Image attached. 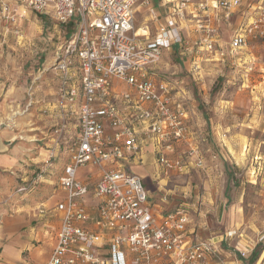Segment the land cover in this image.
I'll use <instances>...</instances> for the list:
<instances>
[{
  "label": "built area",
  "instance_id": "1",
  "mask_svg": "<svg viewBox=\"0 0 264 264\" xmlns=\"http://www.w3.org/2000/svg\"><path fill=\"white\" fill-rule=\"evenodd\" d=\"M16 1L52 17L59 41L52 67L56 99L43 107L55 119L46 163L62 151L68 159L55 206L37 205L41 217L59 222L50 257L39 264H211L213 258L225 264L218 243L190 234V208L154 209L142 177L128 168L146 139L156 144L166 175L205 168L184 78L162 76L155 67L166 49L224 57L253 41L264 42V0H249L248 17L235 29L227 50L220 23L231 21L245 0H167L170 14L147 39L135 27L138 0ZM148 8L156 19L155 9ZM0 9L16 23L9 0H0ZM16 27L14 34L23 41L24 32ZM191 66L194 80H202L201 60L191 58ZM182 144L185 150L170 157L169 150ZM86 164L99 171L80 180L78 168ZM44 171L38 178L45 177ZM236 249L240 258L250 252Z\"/></svg>",
  "mask_w": 264,
  "mask_h": 264
},
{
  "label": "rangeland",
  "instance_id": "2",
  "mask_svg": "<svg viewBox=\"0 0 264 264\" xmlns=\"http://www.w3.org/2000/svg\"><path fill=\"white\" fill-rule=\"evenodd\" d=\"M9 1L11 10L17 17L16 23L10 22L11 20L1 15L0 9V102L4 101L0 104V109L3 110L0 115L7 111L15 120L19 111L10 105L14 100L9 99L13 98L17 90H27L30 87L39 95L41 106L38 112L40 120H43L41 123L44 124V100L54 98L52 65L59 42L53 30L56 22L52 17L36 12L25 2ZM153 1L156 4L160 0ZM142 2L143 0H138L136 4V28L154 22L149 19L151 17L146 21L151 13L146 9L148 6L141 5ZM248 8L249 4L244 7ZM17 25L24 32L23 41L14 34ZM240 25L238 23L233 28ZM61 27L58 26V29ZM222 28L220 27L221 44L225 46ZM263 45L261 41H253L248 48L241 49L234 55L227 51L224 57L199 51L202 66L198 71H201L200 75L203 77L197 82L193 78L194 69L187 55L164 50L160 63L155 67L156 71L172 78L184 76L183 85L188 94L191 92L186 106L190 110L197 107L201 122L198 124L194 115L193 126H202V134L207 137V143H200L199 146L204 150L206 165L205 168L192 170L190 173L184 172L187 174L173 173L172 177L162 180L163 175L158 179L153 178L155 163L151 162L152 165L143 162L145 167L141 165L138 168L131 163L138 175L148 172L149 175L143 176L142 182L145 190L154 191V209L159 211L162 208L163 198L171 203V209L174 210L186 199L185 190H191L189 199L198 190H202L215 200H226V214L228 216V210L231 211V224L233 222V227L236 228L232 233L234 237H240L239 231L244 229L250 236L260 237V242L264 240ZM31 70L33 72L30 75ZM13 77L15 82H12ZM24 80L25 88L21 86ZM52 125V122L47 123L42 131L44 133L38 129L40 136H33L38 145L33 149L35 159H29L24 170L16 173L8 171L5 177L0 178V264L42 263L50 256L56 242L57 218L41 217L37 209L42 201L48 202L51 207L57 203L59 176L68 159L67 153L62 151L57 159H52L51 164L46 163L50 156ZM194 129L198 128L192 127ZM22 138L27 140V137ZM181 146L184 151L186 144ZM169 156L173 157V154L170 153ZM26 157L30 158V155ZM155 159L158 170L162 171L157 157ZM132 168L129 165L128 169L132 171ZM43 169L45 177L40 179L38 175ZM98 171L97 166L86 164L78 168L77 175L80 180H89ZM28 184L30 186L27 190L19 191L20 186ZM164 193L168 196H164ZM200 194L202 195L201 192ZM238 212L242 215L241 220H237ZM226 227V222L220 224L222 230Z\"/></svg>",
  "mask_w": 264,
  "mask_h": 264
},
{
  "label": "crops",
  "instance_id": "3",
  "mask_svg": "<svg viewBox=\"0 0 264 264\" xmlns=\"http://www.w3.org/2000/svg\"><path fill=\"white\" fill-rule=\"evenodd\" d=\"M145 1H148L149 4H151V7L155 9V11L159 16L156 19H153L151 15L147 16L146 21H149L148 18L151 17L149 19L154 21L153 24L146 23V25L144 24L143 27L136 28V30L138 31V35L142 37V39L153 37L157 33V30L159 29L160 25L166 21L167 16L170 14V7L167 4V0H160L156 2L157 5L154 3L153 0H143L141 5L144 4L149 7V5L145 3ZM248 2L249 0L244 1L243 6L233 16L231 21L226 22L222 20L223 22H226V24H224L223 22L220 23V27L221 28L223 27L222 32L225 37V39H223V43L225 44L226 49L227 46H229V42L232 38V36L229 34H232V32L235 31V28L233 27L238 23L242 24L244 21H246L248 17L247 11L246 9H244V7L248 5ZM146 9H148L149 11V8ZM228 35L230 37H228ZM172 51L179 54L180 53L179 51L181 50L179 48H175ZM199 51L201 50L193 49L192 52L190 51V55H187L188 61L190 63H191L190 61L191 58H199V54H198ZM182 55H186V54H182ZM32 72L33 71L31 70L29 74L31 75ZM176 77L184 78L183 75H177ZM15 81H16L15 77H13L12 82ZM21 86L25 88V80L21 82ZM52 93L54 94V98L52 100L51 99L44 100L43 103L44 105L56 99L55 81L53 84ZM190 94H188L187 97L190 96ZM9 100L11 101L14 100V103L10 105L11 106L13 105L15 108L18 109L19 115L16 116L15 120H13L14 117H12L13 115L11 113L7 114V111L4 115H0V178L5 177L6 172L8 171L16 173L17 171L24 170L25 164L29 162V159H35L33 158V154H34L33 149L36 148L38 145L36 142L37 140H34L33 136L34 137L40 136L38 134L39 133L38 129H40V131L42 132L46 128L47 123L55 122L53 115L48 113L46 114V118H45L46 120H44L45 121L44 124L41 123V121L43 120H40L41 115H39L38 112L39 106H41L39 105L40 102L39 95L38 93L36 95L35 91H33V89H31L30 87H28L27 90L24 89L17 90L13 94V98ZM2 102H0V104ZM44 105L42 106V108L44 107ZM196 108L195 106L192 107V111L190 112L191 118L193 119L194 115H196L198 121L197 123L201 124L199 119L198 109L196 111ZM0 111L3 110L0 109ZM193 124H194V120L192 123V127L198 128L197 130L195 129L194 130L197 131V133L202 134L203 133L202 126L199 127L193 126ZM22 137H27V140L26 139L23 140L24 138ZM143 143L144 146L142 153L134 157V159L132 160L133 165L136 166L137 168L140 167L141 165H142L141 167H145L143 165V162H147L148 164L152 162L155 163L156 166V170L154 171L155 173L153 174L154 175L153 178L158 179L162 175L164 176L162 177V180L172 177V175H166L163 170L162 171H160V169L158 170V165L155 159L157 157L156 144L148 139L144 140ZM181 148L182 146L177 145L176 148H174L173 150H169L168 153L169 154L171 153L173 154V156H176L180 151H183ZM151 150H153V153L151 152ZM147 151H150V153H147ZM26 155H30V158H27ZM130 167L132 168L131 164ZM192 170L195 171L198 169H192ZM132 171L137 173L134 170V167L132 168ZM191 171L187 173H190ZM147 175H149L148 172L143 173L142 176L141 175L140 176L143 179V176H147ZM210 180L212 181L211 178ZM170 191H172V189H170ZM146 192L150 202H152L153 201L152 195L154 194V191L150 192L148 189H146ZM200 192L202 193V195L200 194ZM164 196H168L167 193H164ZM184 197L186 199L183 200L181 205L178 206L177 208L188 206L192 211L193 220L189 225L190 234L197 239H212L214 242L218 243L221 250V256L224 258L225 264H264V240L260 242L261 239L260 237L258 238L252 237L248 233H246L244 229H243L244 232L242 230L239 231V234L241 235L240 237H234L232 233H234L236 228L233 227V222L231 224V214H230L231 211L228 210L229 212L228 216L226 214L227 213V210L225 209L227 203L226 200H224L223 198L220 199V201L219 199L215 200L214 197H210L209 194L205 195L204 191L202 192V190H198L196 194H194V197L189 199V197H191L190 189L184 191ZM200 197L202 204L199 207L198 201H200ZM161 199L163 205L160 211L161 212L173 211V209H171L172 207L171 203H169L168 200L165 201L163 198ZM235 213L236 212H234V217H235ZM241 217L242 215L240 214V212H238L237 220H241ZM226 218H228V220H226ZM223 222L224 223L226 222L227 224L225 230H222L220 228V224H222ZM56 224L58 228L59 222L57 221ZM258 244H261L263 248L260 250V253L258 254L256 260L250 262V258L252 257L253 252ZM236 248L247 249L250 250V252L246 258H240ZM49 257L50 256H48L46 260H48ZM211 264H217L214 258L211 259Z\"/></svg>",
  "mask_w": 264,
  "mask_h": 264
},
{
  "label": "trees",
  "instance_id": "4",
  "mask_svg": "<svg viewBox=\"0 0 264 264\" xmlns=\"http://www.w3.org/2000/svg\"><path fill=\"white\" fill-rule=\"evenodd\" d=\"M70 28H72V24L70 25ZM178 55V54H177ZM193 123V122H192ZM197 130V129H195ZM200 136V143L201 144H206L207 143V137L204 136L201 133H198ZM263 248V246L261 244H258L257 247L255 248L252 257L250 258V262H253L254 260H256V258L258 257V254L260 253V250Z\"/></svg>",
  "mask_w": 264,
  "mask_h": 264
},
{
  "label": "water",
  "instance_id": "5",
  "mask_svg": "<svg viewBox=\"0 0 264 264\" xmlns=\"http://www.w3.org/2000/svg\"><path fill=\"white\" fill-rule=\"evenodd\" d=\"M52 67H53V65H52Z\"/></svg>",
  "mask_w": 264,
  "mask_h": 264
}]
</instances>
